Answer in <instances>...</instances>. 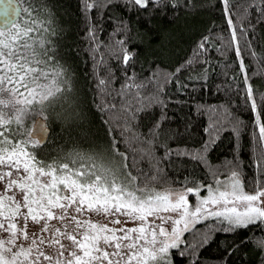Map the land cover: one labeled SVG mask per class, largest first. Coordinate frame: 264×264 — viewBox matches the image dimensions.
Here are the masks:
<instances>
[{"label":"snow or ice","instance_id":"obj_1","mask_svg":"<svg viewBox=\"0 0 264 264\" xmlns=\"http://www.w3.org/2000/svg\"><path fill=\"white\" fill-rule=\"evenodd\" d=\"M24 3V18L16 9L0 12V264H174L173 250H178L181 258L188 257L189 250L195 257L217 232L235 234L264 225V109L258 111L256 91L241 55L244 49H251L248 32L264 23V0H222L229 37H219L239 59L245 102L256 113L251 180L244 177L235 155L218 167L209 159L222 129L231 126L239 135L242 122L227 104L199 105L201 115L209 114L204 128L207 138L199 147L171 148L161 143L162 137L167 141L182 136L179 130L171 135L161 130L169 119L165 110L170 98L165 97V89L173 82L188 87L180 83L178 74L200 63L210 37H203L193 58L173 72L155 71L141 79V74L130 71L139 56V47H129L130 23L116 17L105 44L98 36L103 29L90 15L93 9L102 15L104 9L119 3L136 12L137 23L142 21L147 29L157 13L166 15L185 5L195 7L193 0H81L87 51L93 62L97 97L101 98L95 107L101 113L110 147L104 152L58 151L41 158L39 153L51 134L50 116L58 105L68 102L72 76L57 56L54 38L60 30L51 8L36 0ZM137 35L143 40L147 32ZM250 54L256 55L254 51ZM110 60H116L122 69L118 88L114 87L117 76ZM255 74L264 75V68ZM189 79L206 82L208 70ZM260 100L264 101V95ZM154 108L160 109V115L142 132L140 119ZM190 127L189 122L185 132ZM158 147L165 149L162 157L156 154ZM173 158H186L205 167L212 182L185 177L180 189L156 187L170 185L164 164ZM142 162H147V171L138 167ZM246 184L252 191L245 190ZM201 189L207 195L201 196ZM188 194L197 197L195 203L188 200ZM93 216L103 217V222ZM210 218L215 219L206 225V231L196 227ZM165 224H170V229ZM30 226L36 230L31 231ZM185 233L191 234V241L183 239ZM256 247L264 251V239L257 241ZM225 250L231 255V250ZM190 264H199L198 259L193 258Z\"/></svg>","mask_w":264,"mask_h":264},{"label":"trees","instance_id":"obj_2","mask_svg":"<svg viewBox=\"0 0 264 264\" xmlns=\"http://www.w3.org/2000/svg\"><path fill=\"white\" fill-rule=\"evenodd\" d=\"M18 1L21 6L20 18H24L22 9L27 5L24 0ZM36 2L46 3L54 14L56 26L60 30V35L54 38L57 56L72 76V92L68 94V102L58 105L55 113L50 116L49 142L39 154L44 158L46 154L55 155L58 151L68 152L73 149L104 152L110 147V140L101 121V113L95 107V104L101 102V98L97 97L96 81L92 74L93 62L87 51V27L81 0ZM193 3L195 7L185 5L175 11L169 10L166 15L157 13L151 20V27L147 29L142 21L137 23L139 16L136 12L126 10L119 3L116 7L109 6L104 9L102 15L95 9L90 15L92 22L103 29L98 36L105 44L109 42V36L114 30L116 17H123L125 22L130 23L129 35L132 42L129 47H139V56L130 71L141 74V79L155 71L173 72L176 67L193 58L203 37H210L206 52L199 58L200 63L193 64L178 74L180 83L188 87L180 88L173 82L165 89V97L170 98L165 110L169 119L162 123L161 130L169 135L179 130L182 136L178 140L167 141L162 137L161 143L171 148L199 147L207 138L204 128L209 124V114L205 112L201 115L197 111L199 105L207 108L227 104L233 115L242 122L239 135L232 131L231 126L222 129L209 159L212 165L218 167L225 158L231 160L235 155L241 162L244 177L251 180L254 173L252 137L256 131V113L251 110L250 103L245 102V85L239 59L234 49L225 47L224 41L219 39L221 36L225 39L229 37L224 5L222 0H193ZM109 16L112 17L111 20L108 19ZM233 20L236 21L235 15ZM145 31L147 36L141 40L137 33L143 34ZM117 38L121 37L118 35ZM247 39L251 41V49H244L241 55L251 77L249 82L256 91L257 104L260 106L258 111H261L264 109V101L260 100V96L264 95V75L255 73L258 68H264V23L256 24L248 32ZM240 45L243 48V40ZM218 48L222 51H217ZM250 51H254L256 55H251ZM109 63L117 76L114 87L118 88L123 81L121 66L116 60H110ZM204 69L208 70L206 82L189 79L203 73ZM159 115V108L142 115L140 130L146 133ZM261 117L264 120V111H261ZM189 122L191 127L185 132V125ZM118 147L120 151H125L123 143ZM164 150V147H158L157 156L162 157ZM129 166L131 168V158ZM138 167L148 170L147 162L140 163ZM164 168L166 179L171 183L156 185L158 188H181L185 177L205 183L212 182L205 167L196 166L186 158H173L171 163L164 164ZM133 174H136L135 170ZM245 190L252 191L251 185L246 184ZM214 219L201 220L196 227L206 231V225L211 224ZM183 239L191 241L192 236L185 233ZM262 239L264 225L238 230L235 234L217 232L208 245L196 251L195 257L189 250V256L181 258L177 255L178 250H173L172 258L174 264H190L193 258L198 259L199 264H264V251L256 247L257 241ZM226 247L231 250V255L225 250Z\"/></svg>","mask_w":264,"mask_h":264},{"label":"water","instance_id":"obj_3","mask_svg":"<svg viewBox=\"0 0 264 264\" xmlns=\"http://www.w3.org/2000/svg\"><path fill=\"white\" fill-rule=\"evenodd\" d=\"M13 9L18 10L21 13V6L18 0H11L10 3L8 0H3V2H0V12H10Z\"/></svg>","mask_w":264,"mask_h":264},{"label":"rangeland","instance_id":"obj_4","mask_svg":"<svg viewBox=\"0 0 264 264\" xmlns=\"http://www.w3.org/2000/svg\"><path fill=\"white\" fill-rule=\"evenodd\" d=\"M221 178H223V177H221ZM174 189H180V188H174ZM200 195H201V196L207 195V191H206L205 189H201ZM188 200H189L191 203H195V201L197 200V197L194 196L193 194H188ZM165 215H167V214H165ZM92 219H94V220H95V219H99V220H101V221L103 222V217H95V216H93ZM129 226H131V225H129ZM164 226H165L166 228H169V229H170V227H171L170 224H165ZM30 230H31V231H35L36 229H35L34 227L30 226ZM65 243H67V242L65 241ZM49 251H50V250H49Z\"/></svg>","mask_w":264,"mask_h":264}]
</instances>
